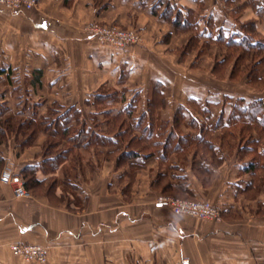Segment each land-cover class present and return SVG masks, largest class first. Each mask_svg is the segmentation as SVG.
<instances>
[{"label":"crops","instance_id":"1","mask_svg":"<svg viewBox=\"0 0 264 264\" xmlns=\"http://www.w3.org/2000/svg\"><path fill=\"white\" fill-rule=\"evenodd\" d=\"M180 13L193 29L175 26ZM94 24L142 41L102 46ZM219 31L264 41V0L0 8V159L22 177L32 169L37 182L29 199L0 182V264H40L12 252L15 243L45 248L44 264H264V130L250 124L256 151L242 153L249 122L233 114L264 97L215 87L264 90L248 74L232 79L235 62L217 75L228 52ZM253 80L263 85L264 75ZM8 121L19 122L12 132ZM165 198L208 201L222 218L175 215Z\"/></svg>","mask_w":264,"mask_h":264},{"label":"built area","instance_id":"2","mask_svg":"<svg viewBox=\"0 0 264 264\" xmlns=\"http://www.w3.org/2000/svg\"><path fill=\"white\" fill-rule=\"evenodd\" d=\"M37 4L38 0H0V8L11 13L32 10ZM89 33L99 44L118 49H124L141 42V37L137 32L121 29L117 25L101 26L94 24L89 28ZM0 182L11 185L16 198H31V193L26 189L23 177L17 173L13 164H5L0 174ZM163 202L178 216L216 221L222 218L221 209L208 201L165 198ZM10 248L12 252L20 256L27 263L35 261L44 264L47 261V251L43 247L15 243ZM174 264L186 263L177 262Z\"/></svg>","mask_w":264,"mask_h":264},{"label":"trees","instance_id":"3","mask_svg":"<svg viewBox=\"0 0 264 264\" xmlns=\"http://www.w3.org/2000/svg\"><path fill=\"white\" fill-rule=\"evenodd\" d=\"M170 14H172V11L170 12ZM167 19L170 21L172 20L170 15L168 16ZM173 23L179 29L180 27L184 28L187 24L188 25L190 24L191 25L190 27L193 29V26L195 25L193 24L194 23L193 21L190 22L188 17L184 19L181 13L177 15ZM245 34L246 35H243V34L227 35L225 31H219V33L216 35L217 42L225 43L226 46L228 47V52L224 55L222 60H219L217 64V66H219V68L217 67L216 69L217 75L222 77L225 74V71H227V67L229 66V64H231L232 62H235V66L231 74L232 79H234L235 76H243L244 74L242 73L241 70H242V67L245 65V63H247L248 59L252 56L251 51H258V50L264 51L263 38H261L258 34H255V33L251 34L250 32H245ZM200 35L198 37L191 39L190 46L194 47L197 45L196 41L201 37ZM262 58L264 59V56ZM263 62H264L263 60L259 61L257 65L255 66L256 69L261 68L263 65ZM257 75H258L257 71L252 72V73L249 72V77L251 78V84L256 85V86L258 85V83L260 84V82L257 83L255 80H253V79H256ZM262 88H264V84ZM245 111H248V112H245ZM236 112H240L239 116L235 115L236 118H241L242 116H245L249 122L248 124L243 125L244 127L241 128V136H242V141H244V144H243V147H239V149L244 154L249 155L250 153L251 155H254L256 151V147H257V142L255 139H253L252 135L249 132L253 128L252 125H251L252 126L251 128L250 124L255 123L257 126V129L262 127V130H264V104L262 103L257 104V105L255 104L251 106L250 108H248V110L241 108V106H237L233 114H235ZM50 121H51V118L49 120L46 119L44 123L47 124ZM18 123H19L18 121H14L13 123L8 121V130L10 131L15 130L17 128ZM244 131H247L249 133L243 134ZM259 132L262 134L261 131ZM0 138H3L1 133H0ZM52 147H53L52 144H50V146L47 147L46 152L49 153ZM142 151L143 150H140L139 148L136 150H130L129 155H131L132 157L139 156L141 155L140 153H142ZM4 166H5V163L3 162L2 159H0V174ZM255 166L256 165H254V161H253L252 167H255ZM23 177H24L23 179L25 182L26 189L29 192H32L34 185L37 184V182L34 179L33 170L32 169L25 170Z\"/></svg>","mask_w":264,"mask_h":264},{"label":"rangeland","instance_id":"4","mask_svg":"<svg viewBox=\"0 0 264 264\" xmlns=\"http://www.w3.org/2000/svg\"><path fill=\"white\" fill-rule=\"evenodd\" d=\"M111 25H115V24H103L101 26H111ZM118 27H120L121 29H124V30H128L129 28H124L122 26H119L117 25ZM129 30H132V29H129ZM135 31V30H134ZM137 32V31H135ZM139 34V32H137ZM140 35V34H139ZM141 37V35H140ZM95 40V39H94ZM141 41H142V38H141ZM97 42V41H96ZM98 43V42H97ZM141 43V42H140ZM140 43L138 44H135V45H131V46H128L129 48L130 47H133V46H137L139 45ZM101 45V44H100ZM102 46H105V45H102ZM107 47H110V46H107ZM128 47L122 49V50H125L127 49ZM110 48H113V47H110ZM252 54V56H251ZM251 54H250V58L248 59L247 63H245V67H246V70L245 68L242 69V73L245 75V74H248L249 76V72L252 73V72H256L257 71V74H260L262 73L264 75V62H263V65L261 68H258L256 69V65L259 61H264V59L262 58L264 56V51L262 50H258V51H251ZM254 55V56H253ZM257 60V61H256ZM255 67V68H253ZM252 69V70H251ZM256 69V70H255ZM263 69V70H262ZM259 70V71H258ZM252 87V86H251ZM255 88H257V90H260V91H263L264 89H262L263 85H254ZM216 90L217 91H226V92H231V93H239V94H242V95H245L247 96V98H252V97H264V93H261V92H256V91H253L249 88H246L244 86H228L226 85L225 83H216Z\"/></svg>","mask_w":264,"mask_h":264}]
</instances>
